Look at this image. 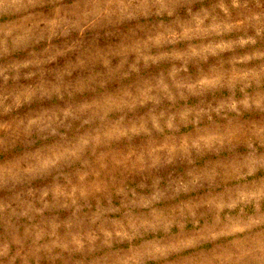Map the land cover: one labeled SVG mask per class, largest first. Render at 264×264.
<instances>
[{
    "label": "clouds",
    "instance_id": "obj_1",
    "mask_svg": "<svg viewBox=\"0 0 264 264\" xmlns=\"http://www.w3.org/2000/svg\"><path fill=\"white\" fill-rule=\"evenodd\" d=\"M0 13L21 18L0 30V264H264V66L209 68L264 40V0H0ZM125 27L135 38L82 44ZM156 64L168 67L107 91ZM217 182L230 191L216 207L235 214L188 230L194 192Z\"/></svg>",
    "mask_w": 264,
    "mask_h": 264
},
{
    "label": "rangeland",
    "instance_id": "obj_2",
    "mask_svg": "<svg viewBox=\"0 0 264 264\" xmlns=\"http://www.w3.org/2000/svg\"><path fill=\"white\" fill-rule=\"evenodd\" d=\"M194 2L197 4V6H200V8H204L205 6L211 7L215 4L219 3V0H194ZM21 22V18L18 14L15 13H0V30L7 28L10 25L13 24H19ZM144 30H151L155 27V24L153 22H145ZM137 30L132 27H125L121 32L115 33L113 37L108 36L107 34L98 35L95 32H89L86 34L85 38L82 40V44L85 47L93 48L96 46H105L111 45L112 39H132L135 38ZM226 40L232 41L235 39L233 35H227L225 37ZM264 53V40H259L258 43L254 46H248L244 49L238 50L235 54H228L226 56H217L212 63L209 64V68L212 67H220V66H230L235 56L244 57L247 55H252L254 58L249 61H245L243 64L237 63V67L243 68L245 71H255L261 66H264V55H261ZM21 56L24 55V53H20ZM64 59L65 63L68 61V57L62 58ZM8 62V58L0 55V65H3ZM62 66V65H61ZM167 64H156V65H149L148 68L143 69L140 73L139 77H135L132 80H120L119 78H113L108 81L107 91L116 93L122 90L124 87H130L133 88L137 83L140 82L141 79H151L154 76H156L159 72L167 69ZM93 70H99L104 71L102 68H95ZM45 80H54L55 75L54 71L48 72L45 77ZM40 82L39 77H33L31 81L28 83L35 86ZM112 84L116 85V88H111L110 86ZM3 86V80L0 78V87ZM255 87V86H254ZM104 89H98L95 90L93 94H100L103 93ZM79 98V97H77ZM68 98L65 97V100ZM60 105V101L56 100L55 97H52L51 99L44 98L42 100H37L33 102L31 105L25 106V108L20 109L17 114H15L16 119H25L27 116L31 115L34 112L37 111H45V110H51L54 107H57ZM146 108L137 107L134 111L127 113V119L129 120H137L146 112ZM4 115H0V120L6 119ZM75 129H73L74 131ZM32 140L36 142L37 144L41 143V139L39 137H33ZM145 142L144 137H138L133 141V144L135 146H140ZM120 150H125L126 145H118L117 146ZM23 148L17 147L16 152H22ZM3 159V154L0 153V161ZM167 171L161 172V175H169ZM41 181H37V183H40ZM230 191V185L227 182H217L216 184L209 185L208 188L201 192L199 197L195 196V192L193 194L191 203L194 205L193 212L194 215L189 218L187 221L188 224V230H198L196 228L197 224L200 225V227H203L204 225L208 223H212L216 221L219 218L227 219L228 216L233 215L235 213L232 212V210L228 207L218 208L216 205H222L226 202L227 194ZM10 192L8 188L6 187H0V201L8 202L10 199ZM209 199H214L215 205L213 209H209L205 201ZM188 203V202H185ZM63 215V213H61ZM221 240L224 239V237H220ZM205 243H210L209 241H205ZM179 264V262H177Z\"/></svg>",
    "mask_w": 264,
    "mask_h": 264
}]
</instances>
